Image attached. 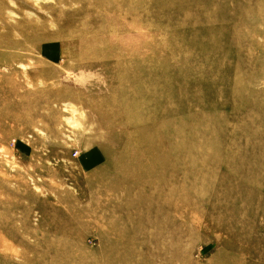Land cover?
<instances>
[{"label":"rangeland","instance_id":"rangeland-1","mask_svg":"<svg viewBox=\"0 0 264 264\" xmlns=\"http://www.w3.org/2000/svg\"><path fill=\"white\" fill-rule=\"evenodd\" d=\"M0 264H264V0H0Z\"/></svg>","mask_w":264,"mask_h":264}]
</instances>
